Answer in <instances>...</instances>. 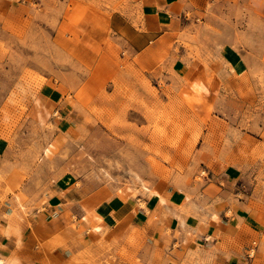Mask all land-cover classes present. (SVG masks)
Here are the masks:
<instances>
[{"label":"rangeland","instance_id":"rangeland-1","mask_svg":"<svg viewBox=\"0 0 264 264\" xmlns=\"http://www.w3.org/2000/svg\"><path fill=\"white\" fill-rule=\"evenodd\" d=\"M10 1L20 10L0 21V213L25 229L71 185L96 214L165 194L174 251L143 238L130 257L135 230L98 248L127 264H264V18L183 21L141 65L109 40L86 67L69 56L89 0ZM235 55L241 72L229 70ZM44 85L65 98L70 125L54 93L40 99Z\"/></svg>","mask_w":264,"mask_h":264},{"label":"crops","instance_id":"crops-1","mask_svg":"<svg viewBox=\"0 0 264 264\" xmlns=\"http://www.w3.org/2000/svg\"><path fill=\"white\" fill-rule=\"evenodd\" d=\"M89 1L93 11H88L73 26L77 34L71 37L73 51L69 56L70 62L86 67L93 65L109 40L118 42L129 57L135 58V65H141L144 54L152 55L161 38L182 30L183 21L198 19L218 26L221 24L219 21H248L249 14L253 18H264V0ZM18 5L20 3L0 0V21H10L11 14L20 10ZM229 48L236 53L234 47ZM235 56L229 70L239 72L240 64L242 68L244 66L240 57ZM184 64L177 62L176 67L186 73ZM53 93L54 99L66 112L62 119L68 124L67 103L60 92H53L51 87L44 85L40 88V99ZM38 118L44 120L41 115ZM74 122L76 125L81 122L78 113L74 114ZM92 200L90 193L84 194L71 185L64 193L46 197L41 209L32 211L35 216L28 220L29 226L25 229L14 227L12 211L0 213V223L3 222L0 259H13L16 264H106V257L113 254L112 264H127L120 260L117 249L107 254L98 248V244L102 241H124L131 230H135L136 242L132 247H124L130 257H142L143 238L154 239L151 243L154 251L164 248L174 251V228L164 225L160 218V213L169 209L167 195L161 194L156 200L137 193L128 201H114V209L112 205L104 204L98 209L100 214L90 212ZM138 201H143L144 207L139 208ZM93 215L99 218L93 219ZM93 224H97L98 229H93ZM232 263L238 264L239 261L233 259Z\"/></svg>","mask_w":264,"mask_h":264},{"label":"bare ground","instance_id":"bare-ground-1","mask_svg":"<svg viewBox=\"0 0 264 264\" xmlns=\"http://www.w3.org/2000/svg\"><path fill=\"white\" fill-rule=\"evenodd\" d=\"M7 227H8V225H6ZM9 228V227H8ZM4 230H5V228H4ZM3 230V231H4ZM6 232H7V230H6ZM0 264H16V262H15V260H13V259H9V260H5V259H0Z\"/></svg>","mask_w":264,"mask_h":264}]
</instances>
